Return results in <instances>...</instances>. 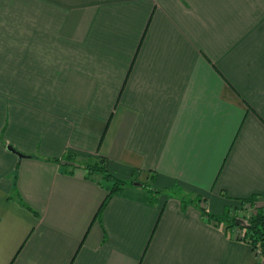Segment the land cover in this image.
Returning a JSON list of instances; mask_svg holds the SVG:
<instances>
[{
	"label": "crops",
	"instance_id": "crops-1",
	"mask_svg": "<svg viewBox=\"0 0 264 264\" xmlns=\"http://www.w3.org/2000/svg\"><path fill=\"white\" fill-rule=\"evenodd\" d=\"M68 154L161 192L98 218L108 184ZM252 195L264 0H0V264H264L202 211Z\"/></svg>",
	"mask_w": 264,
	"mask_h": 264
},
{
	"label": "trees",
	"instance_id": "trees-1",
	"mask_svg": "<svg viewBox=\"0 0 264 264\" xmlns=\"http://www.w3.org/2000/svg\"><path fill=\"white\" fill-rule=\"evenodd\" d=\"M61 163L62 166H81L89 171L90 174L100 173L103 175L104 181L108 184L109 193L104 203L102 204L97 216L101 218L102 212L110 199L117 193L121 192L126 186L134 185L136 182L140 186L144 187L149 194V202L151 203L154 199V195L160 193V190L153 188L151 182H139L137 178L133 180H125L117 177L109 169V160L107 157L101 156L98 160H90L86 163H73V154H68L66 159H55ZM75 162V161H74ZM257 199H264L262 195H252L248 198H242L239 200L240 205L243 207L245 204L254 205ZM205 215H208L211 219L215 220L217 223H229V227L238 226L240 229H243L241 238L250 243L253 247V250L256 251L258 255L264 256V209H259L258 212L247 219V222L241 223L236 218H231V210L228 209L223 215L216 216L214 214H209L205 209L202 210Z\"/></svg>",
	"mask_w": 264,
	"mask_h": 264
},
{
	"label": "rangeland",
	"instance_id": "rangeland-1",
	"mask_svg": "<svg viewBox=\"0 0 264 264\" xmlns=\"http://www.w3.org/2000/svg\"><path fill=\"white\" fill-rule=\"evenodd\" d=\"M259 209H264V199H257L254 205L245 204L243 205V207L239 202L237 207L235 208L236 211H234L230 216L233 219L236 218L243 224L247 222V219H249L250 216L256 214ZM243 232V229H240L238 227L237 233L242 234Z\"/></svg>",
	"mask_w": 264,
	"mask_h": 264
},
{
	"label": "water",
	"instance_id": "water-1",
	"mask_svg": "<svg viewBox=\"0 0 264 264\" xmlns=\"http://www.w3.org/2000/svg\"><path fill=\"white\" fill-rule=\"evenodd\" d=\"M8 148H9L10 150H14L13 147H11V146H9ZM20 155H21V154H20ZM135 185H139V183L136 182Z\"/></svg>",
	"mask_w": 264,
	"mask_h": 264
}]
</instances>
